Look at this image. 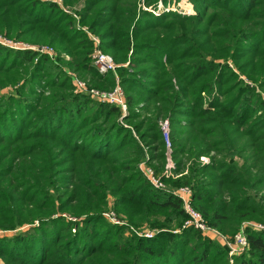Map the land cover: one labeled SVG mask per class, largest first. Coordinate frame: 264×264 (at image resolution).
Here are the masks:
<instances>
[{
	"label": "trees",
	"instance_id": "16d2710c",
	"mask_svg": "<svg viewBox=\"0 0 264 264\" xmlns=\"http://www.w3.org/2000/svg\"><path fill=\"white\" fill-rule=\"evenodd\" d=\"M191 1L194 15L156 16L136 0H84L77 19L53 0H0V31L58 45L70 64L113 88V73L91 64L82 26L98 34L103 52L128 62L116 69L126 88L123 121L139 119V108L154 115L125 126L116 106L73 91L43 97L62 72L40 85L49 60L40 55L28 72L27 84L38 83L27 89L34 96L0 101V230L27 226L0 234L5 264H229L218 242L182 227L186 215L173 189L154 188L138 169L146 153L156 176L189 186L194 207L221 232L233 234L245 220L264 223V0ZM36 54L0 45V77L18 82L14 69L27 71ZM159 117L168 120L176 178L163 174ZM211 152L207 163L199 160ZM108 197L130 232L143 223L159 231L125 234L102 216ZM247 238L232 264H264V231L248 230Z\"/></svg>",
	"mask_w": 264,
	"mask_h": 264
},
{
	"label": "rangeland",
	"instance_id": "374dc122",
	"mask_svg": "<svg viewBox=\"0 0 264 264\" xmlns=\"http://www.w3.org/2000/svg\"><path fill=\"white\" fill-rule=\"evenodd\" d=\"M54 2H56L61 8H63L66 12H69V13H71V15L73 16V17H77V19H78V16H76L75 15V10H78V9H80L81 7H83V1L84 0H77L76 2H72V3H67L66 5L64 4V2H63V0H53ZM136 5H137V9H140V10H142V11H147V12H150V13H152L153 15H156V16H158V15H160V14H162L163 12H177V13H179L180 15H185V16H187V15H194L195 13H196V10H195V8H194V5H193V3H192V1L191 0H166V2H164L163 0H158L157 1V3L156 4H153V5H149V4H147V2L145 1V0H136ZM209 12H210V10H209ZM208 12V13H209ZM76 19V20H77ZM189 23L190 22H185L184 24L186 25V26H189ZM192 24H194L193 22H192ZM206 24V23H205ZM205 24L203 25V26H205ZM195 25V24H194ZM196 27H202V25H195ZM77 27L79 28L80 26H79V24H77ZM247 26H245V28H246ZM82 29L86 32V35H87V37H88V39L91 41V43H92V50H93V48H95V47H97L98 49H100V47H99V44H100V37H99V35L98 34H96V33H94V32H92V31H90V30H88L87 29V27L86 26H82ZM0 37H4V38H7V39H10V40H12V41H18V42H21V44L19 45V47H37V48H41V47H43V46H48V47H50V48H52L53 49V56H50L49 54H45V53H41V52H39V51H37V50H34V49H23V48H17V49H13V48H7V49H11V50H15V51H33V52H35V53H37L36 54V56H35V58L31 61V62H29V63H27V64H25V66H26V68L28 67V70L26 71V70H23V69H20V68H16V69H14L15 71H17L18 70V72H19V76L20 77H23V78H21L20 80H18V82H13V80H14V76H4V77H0V101L2 100V99H7V96H9V95H12V96H16V97H33L34 95L29 91V90H27V89H35L36 87H38V83H41L40 85H43V83H44V81L45 80H47V79H49L48 77H54L53 75V73L55 72H57V71H61L62 73V75H60L57 79H56V82H55V86H51V87H49V88H47V87H45L43 90H44V92H43V97H45V96H48V95H50V94H64V93H67V92H71V91H73V93H75V94H79V95H82V96H84V97H89L91 100H93V101H96V102H99L98 100H96L95 98H92L91 96H90V94L88 93V92H86V91H79V92H75V85H74V81L76 80V79H79V80H82V81H84L85 82V84L87 85V87L88 88H94V89H98V90H113L116 86H119L120 88H121V90H122V92H123V95H124V97H125V100H126V88H125V86H122L121 84H120V79H119V76H118V74H117V72H116V69H117V67H119L120 65H124V66H126L127 65V63L128 62H126V63H124V64H118V63H116L115 61V63L118 65L117 67H116V69H115V72H112L113 73V75H114V78H115V84H114V87L112 88V86L111 85H109V81H102V80H99L96 76H95V74H92L91 72H89V71H84V70H81L79 67H77V64L75 65L74 63H73V65L72 64H70L69 62L71 61L70 60V56L69 55H67L66 54V52H63V51H59L60 49H59V46L58 45H56V44H54V43H49V42H39V43H34V42H29L28 40H26V39H24V38H16V37H13V36H9V35H7L4 31H0ZM6 48V47H5ZM101 50V49H100ZM102 51V50H101ZM92 52V51H91ZM103 52V51H102ZM54 53H55V55H54ZM105 53V52H104ZM131 53V52H130ZM130 53H128V55H130ZM91 54V53H90ZM13 55V54H12ZM40 55H46L48 58H49V60H48V62H46V63H44L43 62V65L42 66H44V70L42 69V67H41V69H40V78H36V79H38L39 80V82L37 83V84H35L34 85V87L32 88L31 86H29L28 84H27V79L28 78H30V74H28V72L30 71V72H32V71H34V66L36 65L35 63L37 62V59L39 58V56ZM63 57L64 58V62L63 61H61L60 60V58H58V57ZM72 57V56H71ZM58 58V59H57ZM73 59V58H72ZM9 60H11V57L9 58ZM71 66H70V65ZM91 64H92V59H91ZM230 65H232L231 63H229ZM93 65V64H92ZM94 66V65H93ZM94 68L97 70V72L99 73V74H101V75H105L106 73H108V72H106V73H100L99 71H98V69L94 66ZM76 70V71H75ZM236 71V70H235ZM53 75H52V74ZM236 73H238L237 71H236ZM48 75V77H46ZM239 78H242V79H244V80H247L243 75H239ZM173 80V82L175 83V80L174 79H172ZM10 81L12 82V83H10ZM61 81H66V88H62L61 87ZM95 85V86H94ZM30 87V88H29ZM39 87H41V86H39ZM19 88H20V90H19ZM110 88H112V89H110ZM72 93V92H71ZM263 93V92H262ZM264 94V93H263ZM100 103H102V102H100ZM126 104H127V101H126ZM2 105H4V104H2ZM109 105H112V104H109ZM141 105H142V103H140V104H136V107L137 108H139V106L141 107ZM147 105V103H145L144 102V107ZM113 106H115V105H113ZM117 107V106H116ZM119 108V107H118ZM120 109V108H119ZM120 111H121V115L120 116H118L117 117V119H118V121H119V123H122V124H125V126H127L128 124H130V125H133V124H136V123H138L140 120H141V117L143 118V117H147V118H152V116H154L153 114H152V110H150V109H148L147 110V112L144 110V108H139V113H140V115H141V117L139 118V119H136V120H132L131 122H128V121H123V117H125V116H127V114H128V105H127V108H126V113L124 114V112H123V110L122 109H120ZM162 118V119H161ZM167 119H165L164 117H159V119H158V122H159V125H160V127H161V129L163 130V133H164V130H169V127L168 128H164V123H165V121H166ZM168 121V120H167ZM168 123V122H167ZM134 134H135V132H134ZM164 135H165V133H164ZM164 139H165V137H164ZM165 144H166V141H165ZM169 147H170V142H169ZM168 145L166 144V147H168ZM169 150H168V148H167V152H168ZM213 154V152H211V154H209V155H201L200 157H199V160L202 162V163H207L208 161H209V158H210V156ZM146 156H145V158L143 159V160H141L139 163H138V165H137V167H138V169L141 171V173L144 175V173H143V171L141 170V166H144V165H146L147 167H149L150 169H152L153 170V172H154V174H155V170H154V168H153V166H152V163H151V165L150 164H148V154L146 153L145 154ZM167 161L169 162V163H171L172 164V166L168 169L167 168V163H166V165H165V169L168 171V175L170 176L171 175V177H174V178H176L177 176H172V172H171V169H172V167H173V162H172V160H171V157H170V154H167ZM153 165L154 166H157V167H162V160H155L154 162H153ZM164 172H165V170H164ZM164 172H163V174H164ZM186 172V171H185ZM145 176V175H144ZM146 178V177H145ZM147 179V178H146ZM148 180V179H147ZM149 182V181H148ZM164 183V182H163ZM164 185H166V188L167 189H176V188H180V187H189V186H186V185H181V186H178V187H171V186H168L167 184H165L164 183ZM165 190V189H164ZM107 200H108V203H107V206H106V208L103 210V212H102V216L105 218V220L106 221H108L109 223H111V224H115V225H119V226H125L126 227V230H125V234H135V235H137L136 233H134V232H130V230L127 228V225H124L123 224V222L122 221H120V220H123L124 221V223L126 224V222H128V220H127V218L125 217V215H123L122 213V215L119 213V212H117L116 211V209L114 208V203H113V198L112 197H108L107 198ZM191 202H192V206L194 207V205H193V201H192V198H191ZM195 208V207H194ZM196 209V208H195ZM198 210V209H197ZM199 211V210H198ZM107 212H109V213H113V214H115L120 220H118L120 223H113L111 220H110V218L109 217H107V216H104L103 215V213H107ZM200 212V211H199ZM201 213V212H200ZM65 215V214H64ZM201 215H202V213H201ZM202 217H203V220H204V222L207 224V225H209V226H211V227H214V226H212V225H210L209 223H208V221L205 219V217L202 215ZM71 218V217H70ZM72 220H74V219H72ZM187 220V215H186V219L184 220V222L182 223V227H183V224L185 223V221ZM246 222H248V220H245V221H242L241 223H240V225H239V227H238V229H237V231H239V230H242V228H243V231H244V233H245V235H246V237H247V231L248 230H252L250 227L251 226H246L244 223H246ZM249 222H254V221H252V220H249ZM264 224V223H263ZM245 226V227H244ZM191 227V226H190ZM25 228H27V226H24V227H20V228H17L16 230H14V231H2V230H0V234H3V233H6V234H12L13 232H15V231H18V230H24ZM133 228H134V226H133ZM183 228H185V227H183ZM191 228H193V227H191ZM220 234H221V236L222 237H224V238H226V239H228V240H232L233 239V235L237 232H235V233H233V234H226V233H223V232H221L218 228H216V227H214ZM135 229V228H134ZM195 229V228H194ZM136 230L137 231H141V232H144V230H149V231H152V232H157V231H159V230H157L156 228H152V227H150L147 223H143L142 225H140V226H138L137 228H136ZM197 230V229H196ZM174 232H176V231H179V230H173ZM199 231V230H198ZM264 231V230H263ZM200 233H201V235L202 236H204L205 238H208L209 240H212V241H216V242H218L221 246H223L226 250H227V256H228V261H229V264H232L233 263V260H234V257L235 256H237V255H230L229 254V247H228V245L219 237V236H216L215 238H212L211 236V234H209V235H205V234H203L201 231H199ZM137 236H139V237H144V236H141V235H137ZM154 236V235H153ZM152 236V237H153ZM248 239V238H247ZM248 249V248H247ZM246 249V250H247ZM246 250H244L243 252H245ZM243 252H241V253H243ZM240 253V254H241ZM240 254H238V255H240ZM0 264H5L4 263V261L3 260H1L0 259Z\"/></svg>",
	"mask_w": 264,
	"mask_h": 264
},
{
	"label": "built area",
	"instance_id": "2783aa9c",
	"mask_svg": "<svg viewBox=\"0 0 264 264\" xmlns=\"http://www.w3.org/2000/svg\"><path fill=\"white\" fill-rule=\"evenodd\" d=\"M20 44L21 42L12 41L10 39L0 37V45L3 47L13 48V49H17V48L34 49L41 53H45V54H49L50 56H53V49L48 46H43L41 48L19 47ZM90 57L92 59V64L98 69L100 73H106L108 71L115 72V69L118 66L109 54L102 52L97 47L93 48L90 54ZM74 85H75V92L86 91L90 94L92 98H95L99 102L115 105L119 107L120 109H122L124 114L126 113V108H127L126 100L119 86H116L113 90H110V91L109 90H98L94 88H88L85 82L79 79H76L74 81ZM167 122L168 121L166 120L164 123V128H168ZM164 133H165V141H166V144L168 145L169 144L168 135H167L168 130H164ZM167 148L168 150H170L169 145ZM167 154H170V152L168 151ZM171 166L172 164L168 162L167 168L169 169ZM140 168L143 171L145 177L148 179L149 183L154 188L167 190L166 185H164L160 177L154 174L152 169H150L146 165L141 166ZM164 174L168 175V171L165 170ZM172 192L180 200L181 207L185 215H187V220L183 224V227L191 226L201 231L205 235L211 234L212 238L219 236L228 245L230 255H238L249 247L248 239L243 231V228L242 230L237 231L233 235L232 240H228L222 237L221 234L214 227L207 225L204 222L201 213L191 205L192 204L191 202L192 190L189 187L176 188V189H173ZM103 215L109 217L113 223H120L118 221L120 219L113 213L107 212V213H103ZM120 221H122L123 224H125L123 220H120ZM244 224L246 226H251L250 228L252 230H256V231L264 230L263 223L248 221ZM130 229L137 235L144 236L145 238H151L156 233V232H152L149 230H144V232H141V231L139 232L133 227H130Z\"/></svg>",
	"mask_w": 264,
	"mask_h": 264
},
{
	"label": "water",
	"instance_id": "95a60500",
	"mask_svg": "<svg viewBox=\"0 0 264 264\" xmlns=\"http://www.w3.org/2000/svg\"><path fill=\"white\" fill-rule=\"evenodd\" d=\"M171 150H169V152H170Z\"/></svg>",
	"mask_w": 264,
	"mask_h": 264
}]
</instances>
